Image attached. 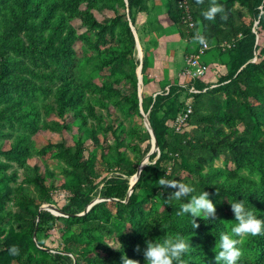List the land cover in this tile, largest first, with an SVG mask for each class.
<instances>
[{
    "label": "rangeland",
    "instance_id": "rangeland-1",
    "mask_svg": "<svg viewBox=\"0 0 264 264\" xmlns=\"http://www.w3.org/2000/svg\"><path fill=\"white\" fill-rule=\"evenodd\" d=\"M168 6L167 0H99L93 7L82 2L80 8H88L100 21L119 20L115 34L104 40L80 18L69 20L78 35L72 75L83 88L80 103L60 113L52 94L56 82L49 90L21 97L24 112L19 118L6 115L15 105L16 94L0 99V194L6 195L0 196V264H44L55 253L68 255L61 264H123L122 257L145 264L146 241L160 242L170 235L161 218L170 204L166 198L188 202V198L172 199L174 189L159 186L161 177L194 186L193 195L208 192L216 206L215 219L222 223L218 229H196L198 233L188 239L186 264H216L221 234L232 235L237 223L230 202L213 186L228 177H242L264 204V171L259 167H264V125H256L248 109L255 101L241 93L243 83L237 80L252 76L264 82L263 75L249 69L264 61V0H233L237 32L222 20L217 24L223 33L219 39H204L209 48L201 57L205 72L199 80L207 89L200 97L189 94L190 80L184 76L187 57L199 43L197 35L188 37L178 20L185 34L180 37L167 15ZM126 45L130 54L116 64L99 67L106 49L121 52ZM106 83L124 94L135 88L138 111L126 100L106 94ZM226 97L236 118L231 126L206 116H212L214 105L224 107ZM188 104L191 112L182 120ZM194 118L201 126L186 136L188 153L179 156L169 151V135L196 128ZM150 120L161 133L159 142ZM22 136L26 148L19 152L12 146ZM238 142L255 143L251 152L255 165L238 167L223 154L202 152L212 143L228 152ZM65 147L71 148L70 154ZM85 159L87 169L78 165ZM142 160L144 170L131 186ZM210 172L216 176L209 182ZM93 205L95 213L85 216ZM32 221L36 225L31 236ZM13 246L19 249L16 255L9 251ZM238 247L241 257L249 259L262 252L255 236L242 238Z\"/></svg>",
    "mask_w": 264,
    "mask_h": 264
},
{
    "label": "trees",
    "instance_id": "trees-1",
    "mask_svg": "<svg viewBox=\"0 0 264 264\" xmlns=\"http://www.w3.org/2000/svg\"><path fill=\"white\" fill-rule=\"evenodd\" d=\"M99 0H0V99L5 95L16 94L15 105L6 111L8 117H22L24 110L20 108L21 97L28 93H34L37 90L46 91L50 89V84L57 83L54 89L53 97L57 104V109L61 113L66 107L74 106L82 100V87L75 81L72 75V68L75 64L74 59V43L78 39L73 26L69 23L71 18H80L83 23L90 29L97 31L98 38L104 40L107 35L113 36L115 27L117 26L118 17L112 19L98 20L88 8H80L82 2L87 7H93ZM169 3L167 15L174 22L180 37L184 38L185 34L180 28L181 10L177 6V0H167ZM220 5L224 7V13L217 14L214 20L205 19L203 13L208 10L212 2L203 0V3L197 4L192 2L189 4L190 12L194 20V27L187 29L188 37L201 35L204 39H219L223 33L217 29V24L224 20L235 34L237 29L233 24L232 3L233 0H218ZM189 3V2H188ZM225 16L226 19L221 17ZM128 29L125 24V28ZM205 41V40H204ZM198 43L197 48L199 47ZM97 47V45H94ZM196 48V50H197ZM209 48V46H208ZM207 48V49H208ZM206 49V50H207ZM205 50V51H206ZM204 51V52H205ZM107 54L100 57L98 61L99 67L116 64L127 54L131 53V48L126 45L121 52L106 49ZM252 74H261L264 76V61L252 65L250 68ZM241 79V80H240ZM45 81V84L37 81ZM242 81L243 87L239 86L242 94H245L255 101V104L248 106L249 112L253 117L256 125H264V82L254 81L253 77L238 78ZM195 87L201 89L204 85L199 79L193 80ZM103 89L108 95L119 97L126 100L128 104H132V109L138 111V98L135 88H132L131 94H124L120 89L115 88L112 83L103 85ZM207 89V88H206ZM205 89V90H206ZM188 90V88H187ZM204 91L198 93H189L191 96L200 97ZM194 109L196 110L195 106ZM214 113H206V116L212 117L217 122L231 126L235 123V114L232 108L230 98H225V106L219 107L214 105ZM152 128L156 134L158 142L161 133L150 120ZM192 124L196 128H191L188 132H174L169 135V142L166 147L169 151L183 156L188 153V142L186 136L199 129L201 121L194 118ZM256 143V141H255ZM255 143H241L230 145V150L226 152L225 148L212 143L202 152L205 156H217L223 154L232 160L236 166L255 165L252 158V148ZM260 145V144H258ZM15 150L23 152L25 150L24 137L16 138L14 145ZM64 150L70 154L71 148L65 147ZM80 149L76 148V152ZM188 156H186L187 158ZM189 158V157H188ZM143 163V160L141 161ZM140 162V163H141ZM79 166L87 169L88 159L78 162ZM139 163V164H140ZM139 167V165H138ZM144 167V166H143ZM142 167L140 175L144 168ZM177 162H174V168H178ZM264 171V167L260 165ZM138 169V168H137ZM216 173L210 172L206 175L210 182L214 179ZM137 180V179H136ZM135 180V182H136ZM207 180L202 181L204 185L209 187ZM134 182V183H135ZM206 187V186H205ZM207 188V187H206ZM213 189L222 194L230 203L236 200H244L245 207L251 210L257 218L264 220V204L258 201L257 190L251 189L242 177H228L221 183L213 186ZM0 196H2L0 194ZM4 194L2 197H5ZM162 212L163 227L170 235H179L186 241L194 237L198 233V228H192V217L189 214L178 216L176 213L181 209L184 202H169ZM231 205V204H230ZM231 207V206H230ZM96 206H91L85 216L95 213ZM199 227L205 229H218L222 223L219 219L196 218ZM97 223L91 222L92 227H99ZM35 221L29 225V234L32 236L35 231ZM210 230L207 231L209 233ZM262 248L261 255L252 259L240 257L237 264H264V235L255 236ZM129 241L137 244V240L130 237ZM144 243L143 240H139ZM69 258L68 255L55 253L51 254L50 259L43 260L44 264H61V259ZM184 264L189 261V253L182 257Z\"/></svg>",
    "mask_w": 264,
    "mask_h": 264
},
{
    "label": "clouds",
    "instance_id": "clouds-1",
    "mask_svg": "<svg viewBox=\"0 0 264 264\" xmlns=\"http://www.w3.org/2000/svg\"><path fill=\"white\" fill-rule=\"evenodd\" d=\"M197 4L203 3V0H196ZM223 5L217 4L212 0L211 6L203 13L205 19L214 20L217 14L224 13ZM226 19L225 16L221 17ZM201 44L204 43V37L197 35L195 37ZM159 186L165 189H174L170 196L174 200L182 201L188 198V202L183 203L181 209L176 213L178 216L189 214L192 219V228H198L199 224L196 218L215 219L216 206L209 199V193L201 191L198 195H193L196 189L194 186L183 183L180 180H167L161 177ZM231 210L234 213L236 225L232 227V235L222 233L220 236L219 251L214 259L216 264H237V261L242 256L241 244L242 238L247 236L264 235V220L257 216L248 208L245 207L244 200H236L232 202ZM188 240L176 235H169L162 241H146V248L143 250L145 264H184L183 255L190 250ZM139 251V247L136 249ZM13 255L18 254L19 249L13 246L9 250ZM123 264H139L134 259L122 257Z\"/></svg>",
    "mask_w": 264,
    "mask_h": 264
},
{
    "label": "built area",
    "instance_id": "built-area-1",
    "mask_svg": "<svg viewBox=\"0 0 264 264\" xmlns=\"http://www.w3.org/2000/svg\"><path fill=\"white\" fill-rule=\"evenodd\" d=\"M177 6L181 10V21L187 29H192L194 27V20L192 18L190 12V6L187 0H177ZM229 46L230 44H224ZM208 48L206 41L203 44L200 43L197 50L194 52H190L187 57L186 68L184 70V76L188 77L190 80V84H188V92L189 93H198L204 91V88H197L193 84V80L201 79V76L205 72V66L201 63V57L204 54V51ZM191 112L190 105L188 104L187 108H185L182 120L185 119Z\"/></svg>",
    "mask_w": 264,
    "mask_h": 264
},
{
    "label": "bare ground",
    "instance_id": "bare-ground-1",
    "mask_svg": "<svg viewBox=\"0 0 264 264\" xmlns=\"http://www.w3.org/2000/svg\"><path fill=\"white\" fill-rule=\"evenodd\" d=\"M146 123V122H145ZM144 164H145V162L144 163H140L139 164V167H138V169H137V171H136V173L132 176V180H130V185L132 186L133 184H134V181L137 179V177H138V174H139V171H141V169H142V167L144 166Z\"/></svg>",
    "mask_w": 264,
    "mask_h": 264
},
{
    "label": "water",
    "instance_id": "water-1",
    "mask_svg": "<svg viewBox=\"0 0 264 264\" xmlns=\"http://www.w3.org/2000/svg\"><path fill=\"white\" fill-rule=\"evenodd\" d=\"M144 122H146V125L148 126V128L151 130V127H150V125H149V123H148V121H147V119H146V117H145V115H144ZM139 175V174H138ZM138 178V177H137ZM131 189V188H130Z\"/></svg>",
    "mask_w": 264,
    "mask_h": 264
}]
</instances>
